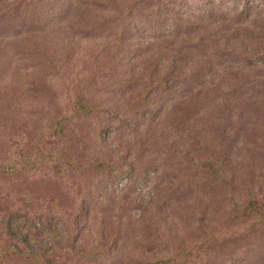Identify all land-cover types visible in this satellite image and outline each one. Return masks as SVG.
I'll return each mask as SVG.
<instances>
[{"label": "rangeland", "instance_id": "374dc122", "mask_svg": "<svg viewBox=\"0 0 264 264\" xmlns=\"http://www.w3.org/2000/svg\"><path fill=\"white\" fill-rule=\"evenodd\" d=\"M0 264H264V0H0Z\"/></svg>", "mask_w": 264, "mask_h": 264}]
</instances>
